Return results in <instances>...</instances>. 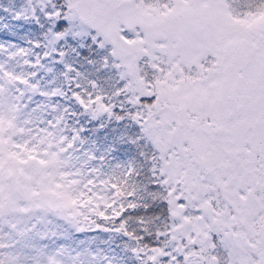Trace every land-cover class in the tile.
<instances>
[{
  "label": "snow or ice",
  "instance_id": "snow-or-ice-1",
  "mask_svg": "<svg viewBox=\"0 0 264 264\" xmlns=\"http://www.w3.org/2000/svg\"><path fill=\"white\" fill-rule=\"evenodd\" d=\"M0 264H264V0H0Z\"/></svg>",
  "mask_w": 264,
  "mask_h": 264
}]
</instances>
